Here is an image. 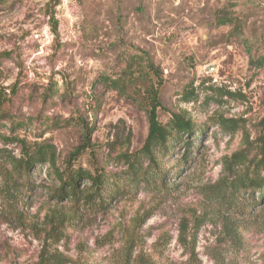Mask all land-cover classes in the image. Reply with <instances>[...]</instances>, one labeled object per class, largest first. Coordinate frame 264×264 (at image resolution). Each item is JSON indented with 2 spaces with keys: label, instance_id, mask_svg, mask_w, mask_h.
Wrapping results in <instances>:
<instances>
[{
  "label": "rangeland",
  "instance_id": "obj_1",
  "mask_svg": "<svg viewBox=\"0 0 264 264\" xmlns=\"http://www.w3.org/2000/svg\"><path fill=\"white\" fill-rule=\"evenodd\" d=\"M53 2L0 0V264H264V198L242 216L228 184L264 153V0H59L55 28ZM151 89L161 125L193 129L150 160ZM70 116L93 125L73 168L109 175L99 210L13 166L35 142L63 168L82 131L51 124Z\"/></svg>",
  "mask_w": 264,
  "mask_h": 264
},
{
  "label": "trees",
  "instance_id": "obj_2",
  "mask_svg": "<svg viewBox=\"0 0 264 264\" xmlns=\"http://www.w3.org/2000/svg\"><path fill=\"white\" fill-rule=\"evenodd\" d=\"M59 0H54L52 4H49L47 9V15H49L48 21L53 28L56 27L57 21L54 16V7ZM150 99L152 100V105L148 111V134L143 145V155L153 159L154 152H161L163 155L168 153L167 151L172 147L171 144L176 139H181V135L176 137L177 132L182 131L188 134L192 132V123L189 119H184L178 115L172 117L170 127L168 128L165 125H161L156 118V105H157V94L155 90L151 89ZM50 101L47 93L39 100V113L44 109L45 105ZM3 101L0 100V105ZM8 122V130L13 131V126L16 128L21 127L20 120L15 122L12 118H5ZM29 123V122H28ZM52 123V122H51ZM28 124L24 125L27 126ZM53 127H67L70 125H78L81 128L82 133V143L75 152L70 154L66 161L64 162L63 168H59L55 163V150L54 147L49 143H35L33 142L31 146L27 147L22 144V149L24 158L14 159L13 166L16 167L19 175H25L28 178L30 168L37 167L38 169L43 168L44 166L48 169V176L52 177L57 181V185H54L52 189L51 196L56 200H69L73 203H76L78 207L86 210H99L104 208L107 203V198L109 197V175L98 168L94 172L86 171L80 167L73 168L72 163L76 161L77 156L80 154L82 149L88 146V139L93 125H86L82 119L77 117H68L61 122L53 121L51 124ZM14 137V136H13ZM8 136H1L0 139L7 141ZM12 139V136H11ZM19 143L23 139L17 140ZM186 148H188L190 142L186 141ZM245 158L239 161V164L243 163ZM246 164L245 168H247ZM135 171L132 175H138L139 169H134ZM146 170V169H145ZM232 171V166L229 168ZM264 172V153L257 160V162L252 167L250 173H246L245 170L242 174H239L234 177L232 181L228 184L230 186L229 197L233 194H238L240 190L247 191L246 197H248L249 204L244 202L234 203L233 210L236 213L244 216L249 207L254 206L257 202L261 201L264 198V175H260L261 172ZM157 170L155 167L152 169V172H145L144 177L146 181L151 180L155 177ZM159 174L161 172H158ZM85 178L89 182V186L85 189L79 188V179ZM26 179V178H25ZM27 181V179H26ZM254 190L259 192L258 200L254 197ZM242 194V193H241ZM249 211V210H248ZM62 261L60 264H64Z\"/></svg>",
  "mask_w": 264,
  "mask_h": 264
}]
</instances>
